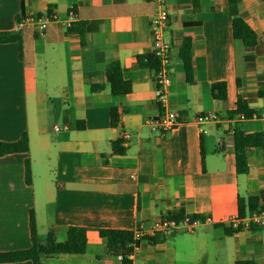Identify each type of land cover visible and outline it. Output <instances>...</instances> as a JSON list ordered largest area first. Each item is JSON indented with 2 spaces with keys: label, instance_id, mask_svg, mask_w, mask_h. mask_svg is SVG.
<instances>
[{
  "label": "crops",
  "instance_id": "0c3cea01",
  "mask_svg": "<svg viewBox=\"0 0 264 264\" xmlns=\"http://www.w3.org/2000/svg\"><path fill=\"white\" fill-rule=\"evenodd\" d=\"M165 1L171 59L167 108L180 119L168 132L147 123L163 109L155 101L154 71L135 60L150 53L151 1L0 0V32L20 38V53L17 43H0V142L17 141L22 133L28 138L27 152L0 156V252L30 247L32 211L42 244L50 229L56 242L66 240L71 226L85 229L82 254L44 256L42 264H121L106 253L99 230L133 231L141 223L179 215L209 221L153 244L140 241L130 264H264V226L232 225L238 200L246 214L247 199L264 192V120L227 116L238 100L264 113V0ZM70 9L75 19L68 28ZM49 10L57 19L42 32L19 25L22 18ZM236 16L257 35L251 50L232 36ZM81 24L83 41L75 30ZM184 38L191 40V83L179 57ZM114 61L131 83L125 95L111 94L105 80V68ZM215 82L225 84L224 101L211 95ZM111 108L118 115L116 127L110 124ZM203 113L214 120L190 121ZM235 128L263 134V144L246 151V174L236 173ZM116 140L122 141L123 155L112 153ZM26 159L30 185L24 182Z\"/></svg>",
  "mask_w": 264,
  "mask_h": 264
},
{
  "label": "trees",
  "instance_id": "16d2710c",
  "mask_svg": "<svg viewBox=\"0 0 264 264\" xmlns=\"http://www.w3.org/2000/svg\"><path fill=\"white\" fill-rule=\"evenodd\" d=\"M81 40H84L85 30L81 24L75 29ZM232 36L241 40L247 50H251L257 44L256 33L243 21L239 16L233 17L231 22ZM15 42L18 45V53H20V38L17 34L11 32H0V43ZM179 57L183 62L185 81L191 83L193 81V66L191 58V40L184 38L179 49ZM136 63L145 66L151 70L157 67V60L151 54H142L135 57ZM246 61L252 60L251 55L245 56ZM105 80L109 86V90L113 95H125L131 90V83L121 76V66L114 61L109 63L105 68ZM92 90H97L99 86H92ZM211 95L214 99L224 101L226 99V87L223 82H215L211 85ZM264 112V111H263ZM252 113L260 116V113L253 111L247 107L245 101L238 100L236 108L227 113L228 118L232 119L240 115L250 118ZM110 124L112 127L117 126L118 115L116 109L109 110ZM122 141L116 140L112 142V153L115 155H123L124 147L121 146ZM263 144V134L257 132L254 134H244L240 129L235 128L233 133V146L235 155V167L237 174H246L248 172L246 151L250 147L261 146ZM28 151V138L26 133H22L17 141L0 142V156L12 153H25ZM24 182L26 185L31 184V170L29 160L24 162ZM264 199V192H260L258 196H251L247 199L246 210L249 212L258 210V201ZM245 215V207L241 200H238V216ZM171 218L181 220L183 216L173 215ZM195 219L196 217L190 216ZM29 236L30 247L24 250H16L9 252H0V263L19 262L29 260L32 264H42L41 258L44 256H58L60 254H82L86 248L85 229L82 227L71 226L67 230L66 240L64 242H56L54 232L50 229L47 232L45 242H39L35 229L34 216L32 211L29 212ZM225 234L232 233L231 230L224 228ZM99 235L106 239V253L112 256H121V264H130L129 256L133 252V248L140 241L154 243L163 240L165 236L156 234L155 239L144 237L141 240H134L132 231L101 229ZM234 264H256L253 260H239Z\"/></svg>",
  "mask_w": 264,
  "mask_h": 264
},
{
  "label": "built area",
  "instance_id": "2783aa9c",
  "mask_svg": "<svg viewBox=\"0 0 264 264\" xmlns=\"http://www.w3.org/2000/svg\"><path fill=\"white\" fill-rule=\"evenodd\" d=\"M154 4V10L149 21V32L151 37V49L150 53L157 60V67L153 73V80L155 84V101L157 105L162 108V113L159 114L155 119L148 121L149 126L155 130L161 132H168L174 129L180 124V119L178 115L167 108V92L170 85L171 78V59H170V43L165 39V29L169 21V12L166 7L165 0H149ZM57 19L56 13L49 10L43 15L28 16L22 18L19 21V25H30L37 31L42 32L47 24L53 22ZM75 19V13L73 10L67 11V18L65 20V25L69 28ZM239 119H244L245 117L240 115ZM250 118L257 119L260 118L264 120V113L258 116L256 113H252ZM214 120V115L210 113L197 114L193 116L190 121L202 125L209 123ZM54 131L66 130L67 126H54ZM201 133H205V129H200ZM123 138L127 139L128 135L123 134ZM209 221L206 218L202 221L199 218L191 219L188 216L183 217L181 220H176L171 217H162L157 220L152 221L149 224H139L133 231V239L141 240L144 237L155 236L160 234L162 236H170L177 232H191L193 227L197 224ZM243 225L245 228H249L252 225L264 226V209L247 212L244 216H236L232 221L234 227L238 225ZM121 261L122 257L117 256Z\"/></svg>",
  "mask_w": 264,
  "mask_h": 264
}]
</instances>
